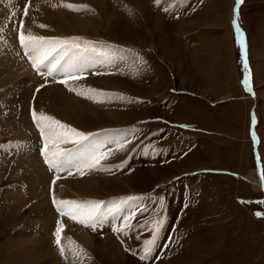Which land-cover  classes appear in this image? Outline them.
<instances>
[{"label":"rangeland","instance_id":"obj_1","mask_svg":"<svg viewBox=\"0 0 264 264\" xmlns=\"http://www.w3.org/2000/svg\"><path fill=\"white\" fill-rule=\"evenodd\" d=\"M47 1L49 0H30L29 6L32 8L28 12L38 11L40 14L32 26L25 22L23 27L31 29L35 26V35H47L45 37L48 38L54 35L63 38L79 36L83 41L93 42L96 52L103 56H98L99 60L91 59V70L97 71L94 76L102 83L90 87L86 82L92 76L90 79L83 78L82 80H87L85 82L73 80L63 87L65 92L70 91L66 86H75L80 92L87 91L82 96L76 94L78 97L75 101L74 97L62 94V98L71 99V105L73 102L78 106L77 103L81 102L79 98L85 99L83 102L87 104L77 108H90V112L85 111L82 117H78L74 110L75 116L65 118L47 106L45 97L38 99V110L49 116L54 115L56 120L84 133L92 129L102 130L98 142H94L92 147H99L102 153L107 154L117 150L121 159L107 158L103 167L107 170H86L87 175H81L74 167L70 168L66 176L69 178L56 181V185L66 191V200L74 198L82 204L89 201L104 202L98 217L102 224L98 223L95 230L84 227L76 220L70 221V231L80 242V248L65 242L67 249L64 258L53 242L54 229L63 223L57 221L60 214L49 200L50 180L40 176L39 168L36 172L32 169L34 164L24 154V150L28 151V148L16 149L17 157L11 171L3 179L0 178V264H23L15 260L11 247L13 244L10 245L19 234H22L23 241L31 240L28 248L32 249L35 237L39 235L43 241L45 236L43 242L46 243L40 250L34 248L33 255L38 253L35 257L30 256V262L26 260L27 264H36L49 255L54 256L52 264H264V215H256L264 214V179L260 175L264 172V0H233L230 13L223 9L225 0H194L190 4L191 0L189 4L188 1L184 4L189 6L188 10L182 8L185 15H177L174 11V16L169 17L161 10H155L150 0H142L148 9L143 15L132 5L133 0H104L103 5L95 4L92 0L82 3L79 0H69L74 5H86L84 11L61 6L62 2L68 3L66 0ZM227 2L230 4L231 0ZM161 7L165 10L167 8ZM175 7L176 4L169 5L168 12ZM108 8L112 11L110 15L105 11ZM218 11H224V16L217 17ZM34 13L31 18L35 19ZM81 18L84 20L81 21ZM75 19L81 22L76 24ZM234 20L244 30L247 29L249 55L248 59L241 60L242 65L239 61L240 42L237 41L239 37L234 28ZM41 24L46 27H39ZM228 30V44L226 42L224 45L220 36ZM241 49L245 51L244 47ZM171 51H174L173 55ZM193 55L196 56L194 62ZM84 56L86 54L81 57ZM106 58L110 61L107 64L108 69L113 71L111 74L104 65ZM6 60H14V54L6 55ZM96 62L100 65L97 69ZM192 63L217 70L214 78L219 81L222 90L219 95L228 93L226 87H230L229 96L214 95L209 90L210 86L204 82L206 79L213 80L211 71L200 72ZM5 75V78L11 79L8 73ZM5 78L2 83L0 77V91H4L0 98V140L8 138L7 130L10 126L17 130L14 135L10 133V138H18L16 143L25 142L21 135L30 134L29 128L35 130L29 120L30 99L25 96L24 91L19 94L18 89L12 91L3 88L12 83H6ZM246 79L250 85L243 87L242 81ZM21 80L17 79L12 83L13 88ZM76 82L84 88L74 85ZM30 87L31 85L28 88ZM88 88L103 92V100L99 103L93 101L97 99L96 92H89ZM42 91L43 89L40 93ZM227 98L228 101L219 102ZM1 99L4 103H10L11 109L10 106L1 108ZM185 100L186 109L180 108L178 112L177 103ZM18 102L22 106L14 111V104ZM253 110L259 113L260 118L257 126L262 136L259 156L254 154L251 141L249 113ZM153 117L158 119L153 120ZM3 120L8 126L2 124ZM132 123L137 125L139 135L135 136L133 133L130 143L121 149L117 145L118 141L121 140L119 142L124 144L127 141L118 137V134L130 128L129 124ZM158 132L161 134L157 135ZM34 136L31 137L36 140ZM101 140L105 142H99ZM30 141L31 145L33 142ZM145 141L150 143L151 151L158 146L159 151L155 150L158 159L145 160L146 156H142L147 147ZM63 144L59 147L69 146L68 143ZM28 145L27 142L24 146ZM132 150L135 152L133 155ZM208 150L216 151L215 158L221 163L220 166L207 155ZM116 161L121 167L114 168ZM202 164L214 167L213 170L217 171L193 170L201 168ZM218 167H224L220 169L223 171H218ZM189 169L193 171L187 172ZM46 170L44 169V174ZM37 173L45 180L44 183L40 179H33ZM54 173L56 172L49 173L51 179ZM250 173L261 178L262 186L259 190L253 189L251 182L245 179ZM191 180H194L191 183L193 196L186 204L188 208L185 209V206V210L179 212L184 202L182 200L177 208L174 196L170 204V214L174 215L168 217V224L180 225V232L176 226L165 231L161 238L151 234L155 239L152 246L154 253L148 259L141 260L144 242L151 239L147 238L148 234L139 232L153 230L157 221L159 226L156 230L160 232L164 220L153 212L154 208H159L163 197L165 200L169 199L174 187V195L178 194L179 183ZM204 191L210 193L219 205L206 203V198L201 195ZM60 194L61 191L58 196L55 195L57 200H62L63 196ZM187 194L188 192L184 195ZM148 199L154 202L149 203ZM144 200L147 208L149 204L153 206L139 217L141 213L138 212ZM163 208L161 205L160 209ZM133 212L135 215L130 221L132 227L125 230L127 234L113 230L122 225L120 216L125 217ZM33 217H36V221ZM63 220L66 221L65 218ZM35 224H39V228L32 230L30 225ZM66 230L69 231V228ZM134 248L136 252L132 254ZM193 253L195 254L192 255Z\"/></svg>","mask_w":264,"mask_h":264},{"label":"snow or ice","instance_id":"obj_2","mask_svg":"<svg viewBox=\"0 0 264 264\" xmlns=\"http://www.w3.org/2000/svg\"><path fill=\"white\" fill-rule=\"evenodd\" d=\"M159 0H157V3ZM55 6V5H53ZM63 7H66L70 10L78 11L81 8H87L86 5H74L71 3H63ZM29 6L26 4L24 8V15H28ZM236 25V21H233ZM43 28L46 25H39ZM236 31L239 34L240 28L236 25ZM19 43L20 46L25 50V55L32 62V66L36 69L38 73L43 75L41 69L47 65L46 71L48 75H52L53 72L57 70L58 67H63L61 61L64 60L65 56H68L70 52H74L77 57L83 56L88 52H95L96 48L91 41H83L81 43V38H47L43 36H36L31 34H25L23 30V21L21 20L20 30H19ZM241 47H244L243 41L240 40ZM247 67V64H245ZM82 69L78 68L74 63L68 65V70L65 71V79L61 80L60 83L67 85L69 80H78L80 79L79 72ZM245 85L248 81L245 80ZM43 87V85H41ZM39 90V89H38ZM70 91L77 92L76 88H69ZM250 90V89H249ZM89 92H95L93 89H88ZM78 95H84V92H77ZM93 98V97H89ZM32 119L36 123L37 127L40 129V133L44 139V145L41 149V153L44 157V161L48 164L50 169H55L57 172L68 170L70 168H76L81 175L84 174V169H100L107 170L101 167V160L107 159L108 154L102 153L99 147L92 148L91 150L73 157L67 149H62L59 147L61 143L67 144L69 142L73 144L83 145L85 141L88 140L89 135L84 132L78 131L75 128L70 127L69 125L61 123L59 120L48 116L46 114L40 113L37 114L35 109L32 110ZM125 145L118 142V147L123 148ZM71 175V172H69ZM262 179H264V174H262ZM55 183V181H53ZM131 199V198H130ZM53 203L56 205L57 210L62 215L69 216L72 220H76L81 224H84L88 227H91L93 230L97 227L98 217H100L101 205L103 201H89L87 203H78L71 200H57L53 197ZM67 210V211H65ZM135 213H131L128 216L123 218V223L121 226L114 228L116 232H127L125 231L128 228H131L132 225L130 221L134 218ZM256 215H264L262 213H256ZM159 226V222L154 223L153 231ZM63 226H59L55 232L56 243L60 245L61 231ZM155 243V239L146 240L144 242L143 255L140 256L141 260L148 259L150 253L152 252V246ZM61 255L64 254V248H60Z\"/></svg>","mask_w":264,"mask_h":264},{"label":"bare ground","instance_id":"obj_3","mask_svg":"<svg viewBox=\"0 0 264 264\" xmlns=\"http://www.w3.org/2000/svg\"><path fill=\"white\" fill-rule=\"evenodd\" d=\"M80 1V3H82V2H87L88 0H79ZM95 4L96 3H101L102 5L104 4L103 2H105L104 0H92ZM130 1V0H129ZM219 1V0H218ZM232 1L233 0H231V2H230V4L227 2V0H225L224 2H225V4L223 3L222 5H223V9H225V12H231V9H232ZM47 2H51L50 0L49 1H47ZM92 2V3H93ZM133 3H132V5H134V6H136V10H138L139 11V13H145L146 14V12H147V8H146V6H145V4H144V2L142 1V0H133L132 1ZM221 2H222V0H221ZM220 2V3H221ZM15 3H17V4H19V2H17V0H0V7H2V6H4L5 7V10H8V11H11V13L12 14H15V12L13 11V7L15 6V5H17V4H15ZM12 5H14L13 7H12ZM12 7V8H11ZM227 7V8H226ZM229 7H230V11H229ZM11 8V9H10ZM215 9V8H214ZM47 10V9H46ZM48 10H50V9H48ZM31 12H32V10H30ZM40 11H42V10H40ZM106 11V14H108V15H110L111 13H112V11L108 8V9H106L105 10ZM56 12V11H55ZM54 12V13H55ZM57 13V12H56ZM154 13V12H153ZM37 14V15H36ZM38 14H40V12H36V13H34V15H35V19L34 18H31V13L30 14H28V20H27V23L29 24V25H31L32 26V24L36 21V17L38 16ZM46 14V13H45ZM58 14V13H57ZM142 14V15H143ZM156 14V13H155ZM229 15V14H228ZM157 16V15H156ZM216 16L218 17V16H224V11L222 12V11H218L217 12V14H216ZM82 18H84V16H81ZM90 17V16H89ZM155 17V16H154ZM158 17V16H157ZM57 18V17H56ZM80 19L81 21L82 20H84V19ZM88 18V17H87ZM58 19H59V17H58ZM220 19V18H219ZM230 17H229V21H230ZM1 20H4V22H3V24L5 23V22H10V20H9V18H8V15H7V13H5L4 15H3V17H1L0 16V25H1ZM61 20V19H60ZM69 20V19H68ZM73 20V19H72ZM81 21H77V19H75L74 20V22H76V24H79ZM158 21H159V19H158ZM163 21V20H162ZM18 22H19V24L21 23V19L20 20H18ZM228 22V21H227ZM25 23V22H24ZM60 23V22H59ZM148 23V22H147ZM69 24H71L72 25V23H71V20H69ZM75 24V25H76ZM85 24V23H84ZM157 24V23H156ZM76 26H81V25H76ZM83 26V25H82ZM156 27H157V25H155ZM1 27V26H0ZM72 27V26H71ZM232 27V26H231ZM221 28V27H220ZM23 29H24V32H25V34H28L29 32L31 33V34H33V35H35V31L37 30V27H32L31 29H26V28H24L23 27ZM59 29V28H58ZM180 29V28H179ZM191 29V28H190ZM232 29H233V27H232ZM245 30H246V32H247V29L245 28ZM159 31V30H158ZM228 32H229V30L228 31H225L221 36H220V41L221 42H223V44L224 43H226L227 42V44H228ZM17 34H18V30H17V28L16 27H14V29H13V25L10 27V29H9V34H8V38H9V44L7 43V41L6 40H1V42H0V77L2 78V83H3V81H4V78H5V76H7V75H5V74H9L10 75V78L11 79H9V78H5V80H6V83L8 82V81H12V83H14L17 79H22L21 80V82H20V84H18L17 86H15L14 87V89H18V91H19V94L22 92V91H24L23 93H25V96L27 95V98L28 99H30L31 97H30V95L32 96V95H34L35 94V92H34V83H37L38 81H37V78H36V76H34V73L33 72H37L36 71V69L34 68V67H32V69L30 70L29 69V67L28 66H26V64L22 61V60H20L18 57H17V53H18V51H16V47L14 46L15 45V40H16V36H17ZM44 34V33H43ZM40 36H47V35H40ZM165 37V36H164ZM167 37V36H166ZM164 40H165V38H164ZM219 41V40H218ZM218 41H216V42H218ZM225 41V42H224ZM225 45V44H224ZM199 47V46H198ZM173 53H174V51H171V54L173 55ZM14 54V60H6V55H10V56H12ZM192 54V53H191ZM197 55V54H196ZM193 58H194V60H193V62L196 60V56L195 55H193ZM201 59V58H200ZM203 59V58H202ZM203 61V60H202ZM204 64V63H203ZM192 65L194 66V67H198L199 68V70H200V72H205V71H211V73H212V75H213V80L215 81V82H219V81H217L215 78H214V76L216 75V71H214V70H210V69H206V68H204L203 66H201V65H198L197 64V66L195 65V63H192ZM201 66V67H200ZM263 66H264V64H263ZM207 67V66H206ZM211 67V66H210ZM263 68V67H262ZM42 70V69H41ZM207 73V72H206ZM205 73V74H206ZM19 75H21V76H19ZM205 76V75H204ZM209 76V75H208ZM91 77V76H90ZM90 77H89V79H90ZM212 77V76H211ZM108 78V77H107ZM26 79V80H25ZM95 79V80H94ZM93 80V81H92ZM212 80V81H213ZM85 81H87V80H82L80 83H82V82H85ZM208 81V80H207ZM0 82H1V80H0ZM204 82H206V80H204ZM12 83H11V85H12ZM77 83V82H76ZM80 83H77V84H74V85H78V86H82ZM100 83H102V81L100 80V79H98V78H96L95 76H93L89 81H87L86 82V84H88L90 87L92 86V87H94L95 85H98V84H100ZM207 84H209L210 85V82L209 83H207ZM31 85V87L30 88H28L29 86ZM71 85H72V83H71ZM212 85V86H211ZM210 86V88H209V90H211L212 92H213V94L214 95H216V96H218L219 95V93L221 92L222 93V90L221 89H219L218 87V83L216 84V83H214V84H211ZM221 85V84H220ZM65 85H51V86H47V87H44L43 88V91L40 93V94H38V99H41V98H46L45 99V103L47 104V106L51 109V110H56V113H59V114H61V115H63L65 118L67 117V116H75V111H76V113H77V115H78V117H82L86 112L85 111H89L90 110V108L89 109H79V108H77V107H82L83 105H85V104H87L86 102H83V101H85V99L84 98H82V99H80L79 98V100L81 101V102H78L77 104H78V106H76L73 102H72V105L69 103V101L71 100L70 98H68V99H65V98H62V94H64L65 96H68V97H74L73 99H74V101H75V99H76V97H78L76 94H77V92H80V91H78L77 90V92H73V91H64L63 90V87H64ZM87 86V85H86ZM83 88H84V86H82ZM214 87H216V88H214ZM27 88V89H26ZM218 88V89H217ZM89 89V88H88ZM83 91V90H82ZM66 93H70V94H72L71 96L70 95H68V94H66ZM17 94V93H16ZM84 94H85V92H84ZM23 95V94H22ZM17 96V95H16ZM82 96V95H81ZM220 96V95H219ZM227 96H229V93H226V94H222L220 97H227ZM22 97H24V96H22ZM83 102V103H82ZM30 104V103H29ZM67 106H71V107H73V108H71V109H69ZM91 106V105H90ZM89 106V107H90ZM87 108V107H86ZM75 110V111H74ZM92 110V109H91ZM52 111V112H53ZM90 112V111H89ZM6 116V115H5ZM14 116H16V114L14 115ZM15 118V117H14ZM7 119V118H6ZM20 119V118H19ZM4 121V120H3ZM8 122V121H7ZM23 122V121H22ZM19 124H21L20 122H19ZM18 124V125H19ZM32 124V123H31ZM29 130H30V134H27L26 133V135L25 136H23V135H21L24 139L25 138H27V139H30V140H32V144H31V146L28 148V151H29V153H28V151H25L24 150V154H26L27 155V157H29L30 159H29V162H31V163H33L34 164V167L32 168V169H35V172L36 171H38V168H39V174H40V176L42 177V178H45L46 180H50L51 178V176H49V173H51V171L46 167V168H44V165L45 164H43L42 163V161H43V159L40 157V155H39V152L38 151H36L35 149L36 148H33V145H34V142H38L39 143V139H38V135L39 134H37L36 133V130H33V129H30L29 128ZM17 131V130H16ZM34 135H36V136H34ZM31 136H34V137H36V140H34V139H32V137ZM33 137V138H34ZM22 138V139H23ZM23 139V141H25ZM64 145V144H63ZM65 148V147H64ZM213 149H215V148H213ZM21 150V149H20ZM19 155V154H18ZM25 155V156H26ZM207 155L209 156V157H211L213 160H214V162L215 163H218V165L220 166L221 165V163L219 162V160H217L216 158H215V156H216V151L214 152V150H208V152H207ZM23 159V158H22ZM24 160V159H23ZM32 160H33V162H32ZM35 160V161H34ZM27 162H28V160H27ZM31 163H28V164H31ZM203 166H201V168H195V169H193V170H198V169H208V170H210V169H214V167H209V166H206V164H202ZM208 165V164H207ZM46 166V165H45ZM214 166V165H213ZM224 167H218V169H223ZM29 169V168H28ZM31 168H30V170H32ZM44 169H47L46 171H45V174H44ZM217 169V168H216ZM173 170H174V168H173ZM193 170H191V169H189L187 172H189V171H193ZM170 171V170H169ZM34 172V173H35ZM180 174V173H179ZM166 175V174H165ZM67 178H69V177H66L65 179H67ZM33 179H40V182H42V183H44V181H43V179H41L40 177H39V175H38V173L36 174V176L33 178ZM245 179H247L248 181H250L251 182V184H252V187H253V189H255V190H259L260 189V187L262 186V180L261 179H258L257 177H254L253 176V173H250L249 175H246L245 176ZM35 182H36V180H35ZM63 182V181H62ZM68 182V181H67ZM61 183V182H60ZM64 183V182H63ZM65 185V184H64ZM70 186V185H69ZM78 186L80 187L81 185H79L78 184ZM66 188V187H65ZM23 189V188H22ZM43 189V188H42ZM24 190H26V189H24ZM69 190H70V188H69ZM61 191V194L60 195H62L63 197H61V199L63 200V198L66 200V198L65 197H67V195H66V191H64L62 188H59L58 186H57V189H56V196H58L59 195V192ZM21 193H23V192H21ZM46 194L48 195V189H47V191H46ZM23 195V194H22ZM32 195V194H31ZM69 195V194H68ZM201 195L203 196V198H206V200H205V202L206 203H208V202H211L212 203V205H219V203L218 202H216V201H214L213 199H212V197H211V195H210V193H208L207 191H204L203 193L201 192ZM209 197V198H208ZM211 197V198H210ZM49 200H50V197H49ZM60 200V199H59ZM46 202V201H45ZM44 202V203H45ZM205 203V204H206ZM49 204V203H48ZM39 205V204H38ZM46 205V204H45ZM36 208H37V205L35 206ZM39 207H41V205H39ZM217 210V209H216ZM39 216V215H38ZM32 219H34V221H36V217H33ZM35 227H38L39 228V224H35V225H30V228L32 229V230H34V228ZM48 227V226H47ZM29 228V227H28ZM27 230V229H26ZM29 230V229H28ZM31 230V231H32ZM38 230H40V229H38ZM46 234V233H45ZM17 238L13 241V242H10V245H12L11 247H12V254H13V257L15 258V260L17 261V262H22L23 264H27V262H26V260L28 261V262H30L28 259L30 258V256H33V257H35V255H37V253L35 254V255H33V252H34V248L35 249H39L40 250V248H42V246L44 245V243H46V242H43V241H45V236L43 237V241H42V239H40V237H39V235L37 236V237H35V239H34V241H32V244H33V249L32 248H28V245H29V243H30V241L31 240H26V242L25 241H23V239H22V234H19L18 236H16ZM215 242V241H214ZM210 245V244H209ZM215 247V246H214ZM37 249V250H38ZM210 249V248H209ZM214 248H211L210 250H213ZM42 250V249H41ZM40 252V251H39ZM210 252V251H209ZM50 253V252H49ZM191 253H192V251H191ZM190 253V254H191ZM195 253H196V251H195ZM195 253H193L192 255H194ZM199 253H200V251H199ZM40 254L42 255V253L40 252ZM51 254V253H50ZM44 255V254H43ZM54 255V254H53ZM45 256V255H44ZM54 257V256H53ZM53 257L52 256H47V257H44V258H41V260L39 261V262H37L36 264H52V259H53ZM195 259V258H194ZM194 259H192V261H194ZM55 262V261H54ZM59 264V263H58Z\"/></svg>","mask_w":264,"mask_h":264},{"label":"crops","instance_id":"obj_4","mask_svg":"<svg viewBox=\"0 0 264 264\" xmlns=\"http://www.w3.org/2000/svg\"><path fill=\"white\" fill-rule=\"evenodd\" d=\"M217 76H220V74H218ZM210 82V85L211 84H214V83H218V82H215V81H212V80H208L207 81V79H206V83H209ZM209 85V84H208ZM209 85V86H210ZM212 86V85H211ZM210 86V87H211ZM219 86V85H218ZM209 87V88H210ZM214 88H216V87H214ZM219 89H221L220 87H218ZM217 88V89H218ZM226 89L228 90V93H229V91H230V87H226ZM200 97V96H199ZM201 98V97H200ZM228 99L229 98H227V99H222V100H219V102H226V101H228ZM178 104V112H179V110H180V108H182V109H186V100L183 102H178L177 103ZM185 105V106H184ZM184 106V107H183ZM183 111V110H182ZM181 111V112H182ZM253 113H255V115L257 116V118H258V122H257V124H256V126H255V132L259 135V139L261 140V143H262V136H261V134H260V132L258 131V129H257V126L259 125V123H260V118H259V113L257 112V111H255V110H253Z\"/></svg>","mask_w":264,"mask_h":264}]
</instances>
